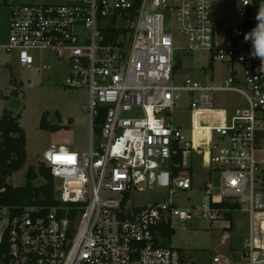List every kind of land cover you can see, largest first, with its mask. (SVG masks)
Masks as SVG:
<instances>
[{"label": "built area", "instance_id": "obj_1", "mask_svg": "<svg viewBox=\"0 0 264 264\" xmlns=\"http://www.w3.org/2000/svg\"><path fill=\"white\" fill-rule=\"evenodd\" d=\"M10 4L0 49L26 68L38 50L68 61L67 86L89 88L91 139L86 151L61 145L42 161L54 178L55 204L0 207V244L9 245L0 264H191L171 246L174 222L232 221L228 215L237 210L250 225L242 264H264V71L252 55L264 46L257 20L264 0H232L229 9L242 25L225 21L219 0ZM202 53L206 77H180L178 55ZM216 61L229 66L221 82L208 75ZM229 91L242 94L248 107L235 109L227 123L228 109L215 102ZM184 94L191 136L172 118ZM100 106L107 110L96 134ZM193 152L217 175L205 182L207 203L182 207L172 196L195 190ZM209 264L236 263L223 252Z\"/></svg>", "mask_w": 264, "mask_h": 264}, {"label": "rangeland", "instance_id": "obj_2", "mask_svg": "<svg viewBox=\"0 0 264 264\" xmlns=\"http://www.w3.org/2000/svg\"><path fill=\"white\" fill-rule=\"evenodd\" d=\"M56 0H0V45L5 44L9 35L11 2L16 5H44ZM225 21L242 25L235 13L230 10L232 0H219ZM182 44V43H180ZM33 67L20 65L15 53H7L0 49V118L5 109L15 114L21 113V125L27 135V161L22 169L10 178L14 186L26 183L27 171L30 166L37 169L45 160L47 152L61 145L76 151H86L90 148L91 115L89 112V88L86 83L77 87L67 86L71 67L68 61L57 60L51 51L38 50L34 52ZM178 55L179 76L204 78L203 66L208 62V55L196 54L188 59ZM186 61V66L183 62ZM208 75L214 82H221L229 75V66L222 61H216L214 70ZM16 90L17 92H13ZM180 106L172 112L175 125L183 127L185 136H191L190 125L193 114L190 111L187 95H183ZM216 107L228 109L226 122L231 121L235 109L248 107L244 96L238 92H221L217 95ZM59 112L61 119L53 118ZM49 112V121L59 124L58 131L43 130L40 127L42 115ZM205 121L206 118L202 117ZM100 137L96 135V145ZM193 167L190 170L195 175V190L179 191L172 200L182 207L207 203L204 185L206 180L214 181L217 172H211L202 166L201 156L193 152L191 157ZM214 177V178H213ZM44 182L41 176L36 184ZM164 189L160 193H165ZM150 199L147 194L139 197ZM232 221L228 218H218L210 221L204 217L195 216L190 221H175L171 246L180 248L191 264H209L217 253H228L236 264H242L241 255L250 237L249 216L237 210ZM232 224V228H229Z\"/></svg>", "mask_w": 264, "mask_h": 264}, {"label": "trees", "instance_id": "obj_3", "mask_svg": "<svg viewBox=\"0 0 264 264\" xmlns=\"http://www.w3.org/2000/svg\"><path fill=\"white\" fill-rule=\"evenodd\" d=\"M113 33H118L117 30ZM114 35L108 36L109 40L115 38ZM178 68V67H177ZM13 92H17L14 90ZM107 108L100 106L98 115L94 118V132L101 133ZM49 112L42 115L40 127L43 130L58 131L61 126L49 121ZM21 113L15 114L9 109H5L0 118V207H11L21 209L25 205H47L55 204L56 187L51 169L43 162L37 169L30 166L27 171L26 183L23 186H14L10 183L13 174L22 169L27 161V135L26 130L21 125ZM61 119L59 112L53 114V118ZM180 157V156H179ZM44 178V182L36 184L39 177ZM232 219V214L228 215ZM232 228V226L230 227ZM169 236L174 231H167ZM8 242L0 244V260L5 261L8 256Z\"/></svg>", "mask_w": 264, "mask_h": 264}, {"label": "clouds", "instance_id": "obj_4", "mask_svg": "<svg viewBox=\"0 0 264 264\" xmlns=\"http://www.w3.org/2000/svg\"><path fill=\"white\" fill-rule=\"evenodd\" d=\"M257 20L260 22L259 27L262 31H264V9L260 11L257 15ZM245 39L248 37L245 35ZM253 56L259 57L261 59V67L260 70L264 71V46H259L256 48L255 52L252 53Z\"/></svg>", "mask_w": 264, "mask_h": 264}, {"label": "crops", "instance_id": "obj_5", "mask_svg": "<svg viewBox=\"0 0 264 264\" xmlns=\"http://www.w3.org/2000/svg\"><path fill=\"white\" fill-rule=\"evenodd\" d=\"M10 180V179H9Z\"/></svg>", "mask_w": 264, "mask_h": 264}]
</instances>
